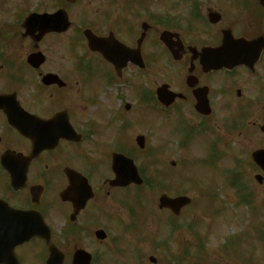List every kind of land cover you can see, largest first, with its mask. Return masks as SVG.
Segmentation results:
<instances>
[{
    "label": "flooded vegetation",
    "instance_id": "flooded-vegetation-1",
    "mask_svg": "<svg viewBox=\"0 0 264 264\" xmlns=\"http://www.w3.org/2000/svg\"><path fill=\"white\" fill-rule=\"evenodd\" d=\"M85 1L0 0V264H73L75 251L83 247L66 250L63 233L80 228L84 219L97 221L96 213L102 212L96 209L97 194L105 207L110 192L118 189L99 176L94 185L97 168L84 156L90 150L85 146L93 144L96 125L107 128L110 115L122 117L116 114L130 107L122 97L116 108L100 99L128 69L144 71L150 60L160 65L161 53L180 79L161 84L176 98L164 107L155 97L160 117L174 119L173 132L189 139L211 129L198 120L214 115L215 104L238 124L249 120L251 128H233L239 149L250 151L234 176L233 189L237 197L264 198V159L262 166L251 159L253 152L264 151V0H157L156 11L144 5L151 0H91L92 7L101 5L102 13L91 11L87 22L80 9ZM85 30L137 51L134 55H140L144 66L127 63L117 72L98 53H82ZM225 39L245 40L248 65L204 69L203 50L216 49ZM150 49L157 58L146 53ZM97 63L100 68L94 67ZM201 92L211 109L208 115L195 109ZM91 101L98 105L100 119L88 123L83 118ZM48 125H53L51 131ZM57 130L62 133L58 138L53 135ZM224 130L216 124L217 142H224ZM12 209L23 212L24 228L34 217L33 225L43 226L48 237L12 247L16 239L11 228L17 226ZM99 222L104 224L93 235L107 231L108 223ZM93 241L103 244L106 239Z\"/></svg>",
    "mask_w": 264,
    "mask_h": 264
},
{
    "label": "rangeland",
    "instance_id": "rangeland-1",
    "mask_svg": "<svg viewBox=\"0 0 264 264\" xmlns=\"http://www.w3.org/2000/svg\"><path fill=\"white\" fill-rule=\"evenodd\" d=\"M90 1L80 6L81 19L85 22L93 18L91 11L102 13L101 5L92 7ZM156 1L149 4L146 1L144 5L156 11L160 8ZM81 49L89 55L83 41ZM146 53L158 57L153 49ZM158 60L160 65L150 60L144 71L128 69L122 81L101 99L116 108L122 97L130 109L116 114L122 117H108L110 130L96 125L93 144L85 146L90 150L84 155L96 165L94 185L99 180L113 178L112 152L131 157L145 185L113 190L106 198L105 207L97 194L96 209L107 215L98 212L97 221L84 219L80 228L63 233L64 247L66 250L73 246L87 248L95 254V264H264V228L259 227H264V198L237 197L231 184L239 165L250 159V151L239 149L237 130L233 128L239 125L251 128L249 120L238 124V119L230 118L232 114H220L215 104L214 115L198 120L207 122L200 125L210 130L191 139L176 132L170 136L168 124L174 128V119L158 114L155 89L170 79L176 84L180 78L173 74V68L169 67L172 61L168 62L165 55L161 53ZM93 107L90 104L83 118L88 123L100 119L98 105ZM218 123L225 129L224 142H217ZM137 135L145 137L144 149L136 146ZM162 193L187 195L192 201L178 217H173L157 208V198ZM252 208L257 212L255 215ZM99 221L109 225L103 244L93 241L94 231L104 224ZM258 235L263 238L258 239ZM149 257L157 261L152 263Z\"/></svg>",
    "mask_w": 264,
    "mask_h": 264
},
{
    "label": "water",
    "instance_id": "water-1",
    "mask_svg": "<svg viewBox=\"0 0 264 264\" xmlns=\"http://www.w3.org/2000/svg\"><path fill=\"white\" fill-rule=\"evenodd\" d=\"M73 1V0H68ZM84 35L88 42V48L91 51L99 52L106 60L115 64L116 68L121 67L120 63V56L122 53L125 54L123 56V60L127 57L129 59H133V61L137 64H140L137 60H134L133 53L134 51L125 49L122 45L115 43L118 47L112 46L108 40L105 38H98L89 31H85ZM142 40V39H141ZM140 40V41H141ZM242 40H224V45L221 48L217 49H209L206 50L202 54V64L208 68H218L221 66H232L237 63H244V60L241 57L240 46L243 47ZM127 61V60H126ZM141 65V64H140ZM163 88L158 90L159 99L165 103H169V96L164 92ZM198 109L203 112H208L205 110L203 106V102H198ZM206 105V102H204ZM59 134V133H58ZM54 133L53 135H58ZM137 144L142 148L144 145V138L139 136L136 138ZM254 159L257 160V156L254 155ZM112 170L115 173V178L109 182L111 186H126L127 184L134 182V183H141V179L138 175L136 167L134 166L131 159L124 157L123 155L113 154L112 155ZM159 208H168L174 214H178L180 209L183 208L185 205L190 203V199L185 196H179L175 198L167 197L166 195H162L158 200ZM11 217L13 220L16 221L17 226L12 227L11 231L13 235H16V243L22 242L26 239L33 237L34 235L43 236V232H39V228H36L33 223L35 222V218L31 217L30 223L28 224V228H24V221L22 216L18 212H11ZM97 237H103L102 231L96 232ZM90 256L88 253L84 252L83 250H78L74 255V264H89Z\"/></svg>",
    "mask_w": 264,
    "mask_h": 264
}]
</instances>
